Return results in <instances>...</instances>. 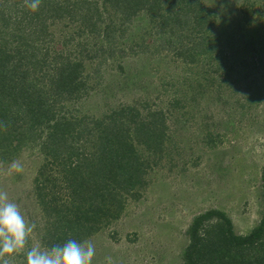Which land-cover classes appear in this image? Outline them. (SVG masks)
I'll use <instances>...</instances> for the list:
<instances>
[{
	"label": "rangeland",
	"instance_id": "obj_1",
	"mask_svg": "<svg viewBox=\"0 0 264 264\" xmlns=\"http://www.w3.org/2000/svg\"><path fill=\"white\" fill-rule=\"evenodd\" d=\"M199 1L215 11L216 24L198 62L185 63L160 48L155 26L140 12L124 36L114 37L120 52L98 53L86 61L88 92L67 103L71 111L92 117L133 104L146 111L161 110L165 117L160 143L154 149L138 146L145 162L139 196H126L120 216L82 240L95 244L92 264H181L194 215L210 208L224 211L238 234L248 232L260 218L262 0ZM244 11L252 19L249 24ZM70 30L64 21L51 24L48 31L53 36L44 44L62 49L63 34ZM40 163L41 155L30 148L0 163V190L8 193L27 222L36 225L25 252L35 244L47 248L40 236L44 216L33 194ZM9 259L21 264L24 253Z\"/></svg>",
	"mask_w": 264,
	"mask_h": 264
},
{
	"label": "trees",
	"instance_id": "obj_2",
	"mask_svg": "<svg viewBox=\"0 0 264 264\" xmlns=\"http://www.w3.org/2000/svg\"><path fill=\"white\" fill-rule=\"evenodd\" d=\"M140 12L155 26L160 48L185 63L207 52L216 14L199 0H41L35 12L25 0H0V163L25 148L41 155L33 194L47 247L80 242L118 218L125 197L140 194L145 162L138 146L154 149L164 137L161 110L122 105L92 117L67 106L88 92L86 61L120 52L114 37ZM61 21L72 30L62 49L51 48L44 44L53 36L48 29ZM260 178L258 222L238 234L224 211L194 215L181 264H264V163Z\"/></svg>",
	"mask_w": 264,
	"mask_h": 264
},
{
	"label": "clouds",
	"instance_id": "obj_3",
	"mask_svg": "<svg viewBox=\"0 0 264 264\" xmlns=\"http://www.w3.org/2000/svg\"><path fill=\"white\" fill-rule=\"evenodd\" d=\"M40 3L41 0H25L32 12L38 10ZM20 170L17 166V171ZM35 228V223L26 221L18 205L9 201L8 193L0 190V264H15L9 257L19 253H24L21 264H92L96 254L92 241L70 239L47 248L35 244L25 252Z\"/></svg>",
	"mask_w": 264,
	"mask_h": 264
}]
</instances>
